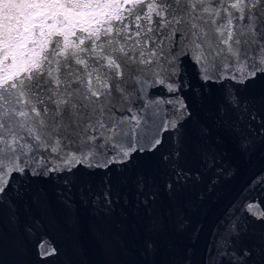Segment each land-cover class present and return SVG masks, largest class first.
Masks as SVG:
<instances>
[{
  "label": "snow or ice",
  "instance_id": "6c2138e0",
  "mask_svg": "<svg viewBox=\"0 0 264 264\" xmlns=\"http://www.w3.org/2000/svg\"><path fill=\"white\" fill-rule=\"evenodd\" d=\"M155 85L173 94L163 119L144 100ZM256 156L264 0H0V247L35 239L46 264H79L75 190L93 215L119 209L126 264H163L198 238L191 213L234 161ZM53 198L71 213L63 252ZM209 252L204 264H264V202L231 206Z\"/></svg>",
  "mask_w": 264,
  "mask_h": 264
},
{
  "label": "water",
  "instance_id": "95a60500",
  "mask_svg": "<svg viewBox=\"0 0 264 264\" xmlns=\"http://www.w3.org/2000/svg\"><path fill=\"white\" fill-rule=\"evenodd\" d=\"M187 68L195 79L196 68L191 61L187 63ZM168 82L170 81L166 80V84ZM172 98L173 94L165 85H155L147 89L144 100L150 105V110L163 119L166 118L167 111L170 109L167 101ZM54 162L58 163V161ZM234 163L238 168L236 174L222 181L212 196L191 213L192 229L199 230L198 238L194 243L189 239H183L177 249L162 253L159 259L163 264H177L185 260V247L189 249L188 264H204L210 254L214 230L230 207L244 203L264 202V158L256 156L249 161L236 159ZM73 198L77 201L81 218L80 230L75 234L80 243V254L75 257L79 264H126L128 257L121 250L120 243L126 240L130 248L135 247V238L131 230L124 231L120 226L119 209L117 214L111 217L96 216L93 215L90 207L79 205V193L75 190ZM52 204L49 210L50 223L46 231L63 252L69 237L62 224L71 213L60 206L54 198ZM98 231L104 232L106 241L101 242L96 238ZM191 232L190 229L189 235ZM34 245L35 239H30L21 246L19 238L9 237L3 247H0V261L3 264H46L37 254ZM60 259L62 260L63 256Z\"/></svg>",
  "mask_w": 264,
  "mask_h": 264
}]
</instances>
